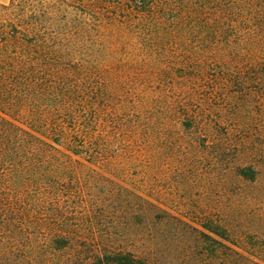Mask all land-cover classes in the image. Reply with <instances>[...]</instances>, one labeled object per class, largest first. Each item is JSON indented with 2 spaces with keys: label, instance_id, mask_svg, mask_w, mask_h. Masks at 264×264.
<instances>
[{
  "label": "trees",
  "instance_id": "16d2710c",
  "mask_svg": "<svg viewBox=\"0 0 264 264\" xmlns=\"http://www.w3.org/2000/svg\"><path fill=\"white\" fill-rule=\"evenodd\" d=\"M253 110L264 0L0 3V264H253L222 242L241 213L206 191L198 229L106 175L128 163L187 184L208 153L207 169L230 156L221 185L256 181L264 135L240 121Z\"/></svg>",
  "mask_w": 264,
  "mask_h": 264
},
{
  "label": "rangeland",
  "instance_id": "374dc122",
  "mask_svg": "<svg viewBox=\"0 0 264 264\" xmlns=\"http://www.w3.org/2000/svg\"><path fill=\"white\" fill-rule=\"evenodd\" d=\"M8 1L0 0V3L6 4ZM240 121L245 125H250L253 136L264 135V111L256 113L253 110L249 114L245 113L242 117L240 116ZM221 157L224 160H219L218 169L216 167L207 169L211 159L210 154L207 153L200 163L204 171L198 178L188 180L187 184L177 183L173 173L164 177L152 178V173L146 172L144 175L141 170L137 169V165L131 164L130 166L128 163L123 165L125 168L122 167L124 169L122 175L116 172H108L106 175L142 193L163 209L198 229L200 226L197 219L200 215L193 208L201 202V197L206 191L210 205L229 210V215L241 213L228 225L231 240H222V242L235 252L242 254L247 261L253 264H264V171L253 182L241 180L237 183L234 178L229 177L221 185L220 177L223 176L219 168L224 166V161L228 163L225 159H230V156ZM92 167L98 171H104L96 166ZM208 180L214 181L215 184L218 183V186L210 187L207 184ZM214 189L217 190L214 191ZM238 192L242 195L238 196ZM152 256L153 258L150 259L152 264H202V256L198 253H152Z\"/></svg>",
  "mask_w": 264,
  "mask_h": 264
}]
</instances>
